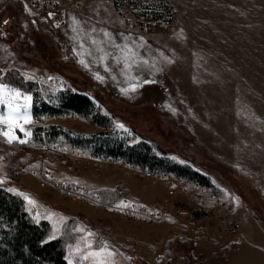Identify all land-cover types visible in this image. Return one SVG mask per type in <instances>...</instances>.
<instances>
[{"label": "rangeland", "instance_id": "1", "mask_svg": "<svg viewBox=\"0 0 264 264\" xmlns=\"http://www.w3.org/2000/svg\"><path fill=\"white\" fill-rule=\"evenodd\" d=\"M82 1L0 0V83L32 97L28 109L32 123L24 125L31 133L28 142L9 144L0 137L2 185L6 190L16 187L18 192L11 191L16 193L29 189L34 201L26 202L31 215L35 220L45 215L51 220L49 236L57 232L52 226L60 209L75 212L73 206L85 202L91 210L86 211L88 215L83 209L71 215L73 229L78 220L94 224L113 238L127 264H168L159 257L172 226L160 223L166 226L157 228L152 225L159 224L121 216L102 204L121 196L97 204L79 200L77 193L63 192L56 182L69 183L72 178L79 180L74 187L81 189L85 187L81 183L88 180L130 176L143 193L150 184L159 188L150 202L176 199L164 190L166 186L131 173L128 161L103 158L81 148L84 138L111 150L145 143L156 163L161 161L159 170L199 179L213 188L225 200L234 225L233 232L212 226L209 232L219 234L195 246L175 244L178 256L172 258L173 264H264V0H178L181 8L172 23L149 31L145 47L141 46L140 55L145 48L149 55L141 65H151L133 70L134 75L112 69L115 64L110 60L92 58L68 45L64 13L79 10ZM82 59L97 72L95 76L76 67ZM10 70L40 87L69 88V92L86 95L93 115L89 118L63 107L56 97L46 96V107L41 106L32 91L5 77ZM132 84L138 85L135 91H121ZM33 108L34 114L38 109V118L32 116ZM0 111L6 113V106L0 105ZM96 111L106 114L110 126L92 121L91 117H97L107 122ZM45 130L53 144L47 141ZM15 135L25 139L19 129ZM209 217L214 224L220 223L219 217ZM76 235L65 243V258L84 264L75 255L77 248L83 249V233L77 241Z\"/></svg>", "mask_w": 264, "mask_h": 264}, {"label": "trees", "instance_id": "2", "mask_svg": "<svg viewBox=\"0 0 264 264\" xmlns=\"http://www.w3.org/2000/svg\"><path fill=\"white\" fill-rule=\"evenodd\" d=\"M4 75L14 79L12 82L17 86L32 91L33 97L36 96L39 104L43 107H46L43 98L48 96L49 99L55 100L56 97L59 98L60 105L63 107L76 109L82 115H93L92 103L86 95L79 92H69V88L54 90L45 85L40 87L35 81L23 78L17 70H10ZM33 111L34 108L32 116L38 118V109L35 114ZM96 114L106 117L107 122L101 118L98 119ZM96 114H94L96 118L91 117L94 123L106 127L110 126L106 114L98 111H96ZM35 127H39V125H35ZM45 132L47 141L52 143L49 137L50 134H48L49 131L45 130ZM83 141L85 144L81 145V148L84 151L94 152L103 158L121 159L137 166L158 167L157 169L160 167L161 161L158 160L156 163L155 154L150 148L145 147L148 146L145 143H129L121 149L111 147L114 148L111 150L110 148L101 149V145L98 146L92 139L87 142L84 138ZM69 184L71 186L75 185L72 182H69ZM124 188V185L118 182L112 187H100L93 191L101 199L111 200L122 195H128ZM74 222L75 218L73 216L67 217L62 221L59 232L49 236L50 225L48 221L45 219L35 220L30 212L25 209L21 196L16 192L6 190L3 185H0V264H69L65 259V243L73 240L76 235L73 229ZM93 231L96 234L93 239L94 246L106 243L116 249L112 237L101 233L97 227H94ZM175 244L185 243L175 236L164 240V249L159 257L160 260L164 258V262L168 261V257L175 253ZM186 256H189V254H186ZM181 257L184 258L185 256L181 255ZM119 264L127 263L121 262Z\"/></svg>", "mask_w": 264, "mask_h": 264}, {"label": "built area", "instance_id": "3", "mask_svg": "<svg viewBox=\"0 0 264 264\" xmlns=\"http://www.w3.org/2000/svg\"><path fill=\"white\" fill-rule=\"evenodd\" d=\"M114 10L121 17L124 24L131 26L145 34L156 29H165L173 21L175 9L170 0H111ZM130 172L141 174L165 187V191L174 194L176 199L166 201L157 199L154 202L140 203L128 197L118 200L102 202L95 194L69 186L67 182L56 180L63 192L77 193L79 200H91L102 204L121 216L130 217L140 222L153 224L166 223L172 230L164 239L177 237L182 242L195 246L201 240L215 238L219 232H209L211 227L223 231L233 232L234 225L229 219L230 211L224 199L211 187L201 180L190 179L185 176L164 172L159 169L138 167L122 163ZM52 181H55L52 179ZM204 215L207 220L203 217ZM209 215L219 217L220 223H213ZM231 215V214H230ZM208 224V225H207ZM209 226V229H208ZM216 240V239H211ZM229 240V239H228ZM227 240V241H228ZM164 241V240H163ZM151 245V244H150ZM155 248H157L155 246ZM159 256V255H158Z\"/></svg>", "mask_w": 264, "mask_h": 264}, {"label": "crops", "instance_id": "4", "mask_svg": "<svg viewBox=\"0 0 264 264\" xmlns=\"http://www.w3.org/2000/svg\"><path fill=\"white\" fill-rule=\"evenodd\" d=\"M170 2L172 3L176 12L180 10L181 5L180 2H178V0H170ZM64 15L67 20L66 27L68 26L69 28L68 37L69 40H71L69 41L70 44L68 45L73 47L76 46V48H79L78 52L80 51L84 52L85 54H87V56H90L92 58H100L101 56H94V55L103 54L106 61L110 60V63L115 64L114 66H110L112 67V69L113 67L115 69H125L123 71H125V74H129V75L133 74L134 72L133 70H138L140 67L143 68L145 66L151 65V64L143 65V66L141 65V62L147 61L146 59L143 58L149 56L147 54L146 48H145V53L143 55H140V53L142 52L141 46L145 47V42L148 41L147 37H150L149 34H151V32H149L148 34H143L138 32V30H136L135 28L124 24L121 17L114 10L111 0H83L82 6L79 10L70 9L67 12L65 11ZM105 33H108L109 35L106 36ZM93 41H96V43H93ZM125 44H127L135 53V55L131 56L130 60L128 61V63L132 64V67L130 69H126L124 67L123 53H121V51L115 47V45H120L121 47H123ZM81 45H83V47H81ZM113 57H121V62L117 64L116 61L113 59ZM75 65L78 69H80L81 71L85 72L90 76H95L97 73L95 70L85 67L81 63H77ZM117 179L122 180L121 182L124 183L125 188L128 190L130 198H133L141 203L150 202L155 197V194H157L159 191L158 187L152 186L150 184L148 185L149 191L143 193L140 190V188L137 186L136 179L130 176L125 178L120 177L113 180H106V181L102 180L99 182H93L88 180L81 183V185L85 186V188L88 189H96L100 187H112L114 186V184L117 183L118 181ZM68 180L71 181L72 183H77L79 181L72 178H68ZM14 189L18 192V189H16V187ZM24 189L22 193L24 194L23 198H24L25 208L31 213L30 205L26 203L28 202V200L25 199V196L30 198V196L28 195L29 189H25V190ZM78 205L80 206H77V208L73 206L75 208L74 210L75 212L64 213L63 211H61V209L59 210L60 215H58L56 225L52 226V228L54 227L57 232L54 231L53 235L59 232L62 221L66 219L68 216L74 215L76 212H78L77 211L78 209H83L82 211L85 212L86 211L89 212L88 210H91L90 208L91 205L89 203L83 202V204L80 203ZM45 206L46 205L44 202L43 207ZM236 208L237 207H235V209ZM87 212L86 214L88 215ZM45 214H53V213L48 211L45 212ZM42 218L47 220L48 223L49 221L51 222V220H49V218L46 215ZM86 224L87 223L78 220L76 223V227L74 228V230L76 229V232L78 233L76 235L77 236L76 241L78 240L80 234L83 233V236L80 240L83 243L82 245L83 249L80 248L79 251H76L75 253L76 257H80V258H82L89 251L97 247L93 245V239L96 236L93 231V228L95 226L94 224L92 225L87 224L88 227H86ZM152 226L157 228L159 226V228L162 229L166 225L159 224ZM81 228L85 229V231L83 232L77 231V229H81ZM89 232L92 233L91 236H88ZM86 243H91L93 245V249L87 248ZM102 244L105 243H101L100 245ZM107 247L115 253L114 257L111 258L110 264H119L120 262H122V257L120 253L108 245ZM66 248L67 245L65 246V250ZM176 256H178V254L176 253L175 250V253L172 254L170 257H168V264H173L172 258H175ZM83 261L84 264H93L91 260H82V262Z\"/></svg>", "mask_w": 264, "mask_h": 264}, {"label": "snow or ice", "instance_id": "5", "mask_svg": "<svg viewBox=\"0 0 264 264\" xmlns=\"http://www.w3.org/2000/svg\"><path fill=\"white\" fill-rule=\"evenodd\" d=\"M108 36V33H105ZM96 43V41H93ZM83 47V45H81ZM121 53H123V60H124V67L126 69H130L132 67L131 63H128L131 56L135 55L133 50L125 44L123 47L120 45H115ZM102 51V50H101ZM107 55V54H105ZM105 57L101 56L100 59L103 60ZM117 64L121 62V57H113ZM82 64H85L87 67L86 62L82 59L80 61ZM107 70V68H106ZM97 78L102 79L97 75ZM138 85L132 84L127 89H121L122 92L127 94L129 91H135ZM32 101V97L30 95L24 94L17 89H11L7 85L0 83V105H5L7 108V112L4 113L0 111V137H4L7 143L12 144L14 142H18L21 144L28 142V137H30V131H26L24 125L31 124L32 119L28 112ZM23 121V124L21 123ZM123 127V125H120ZM16 129H19L21 132L24 133L25 139H20L18 136L15 135ZM4 183V180L0 178V185ZM9 191H16L15 189H9ZM20 195H24L23 193H18ZM25 199L28 200L29 203H34L30 198L25 196ZM77 231H85V229H77ZM92 233H88V236H91ZM55 238V237H52ZM86 247L89 249H93V245L91 243H86ZM77 251L79 249L77 248ZM115 253L109 249L105 244L97 246L95 249L89 251L86 255H84L81 259L82 260H89L93 261V264H110L111 258L114 257ZM71 264V261L69 262Z\"/></svg>", "mask_w": 264, "mask_h": 264}]
</instances>
